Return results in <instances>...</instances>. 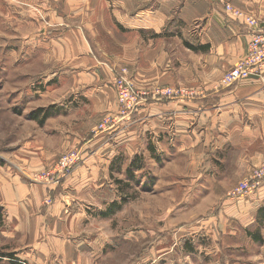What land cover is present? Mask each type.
Segmentation results:
<instances>
[{"label": "rangeland", "instance_id": "rangeland-1", "mask_svg": "<svg viewBox=\"0 0 264 264\" xmlns=\"http://www.w3.org/2000/svg\"><path fill=\"white\" fill-rule=\"evenodd\" d=\"M61 2L0 0V176L9 178L17 172L18 180L45 190L40 201L27 206L30 220H42L35 238L7 235L11 230L7 199L0 198V254L13 251L16 256L14 260L0 256V264H32L22 258L27 253L38 255L34 264H264V226L262 243L252 238L256 226L245 230L250 237L246 239L239 233L235 213L225 205L255 191L231 195L262 162L243 177L232 174L231 181L219 177L213 182L203 175L206 164H188L179 141L172 142L168 134L166 140L158 141L159 149L149 132L139 133L133 142L119 140V134L139 122L148 104L188 101L197 93L188 86L140 88L128 66L103 62L104 67L94 68L103 83H93L91 96L98 97L101 85H108L113 90L110 100L101 97V101L109 102L110 108L95 114L83 111L89 104L102 106L96 98L82 94L92 67L68 65L66 72L60 58L56 59L59 56L53 48L58 47L56 40L64 24ZM182 68L177 61V77L187 80ZM61 71H65L63 76ZM223 74L216 88L223 87ZM78 78H83L80 83ZM61 85L64 96L58 95ZM121 86L137 96L130 108L121 101ZM61 102L66 109L58 105ZM48 107L56 113L42 123L29 118L35 109ZM107 138L111 150L105 145ZM70 152L77 158L55 173L63 178L46 179L49 171L54 175L60 157ZM101 152L105 158H98ZM35 157L37 165L30 163ZM51 157L54 162L50 164ZM135 157L139 169L133 167L130 176L126 169ZM112 202H120L121 207L104 215ZM57 224L65 227L57 229ZM40 242L46 252L37 251Z\"/></svg>", "mask_w": 264, "mask_h": 264}, {"label": "crops", "instance_id": "crops-1", "mask_svg": "<svg viewBox=\"0 0 264 264\" xmlns=\"http://www.w3.org/2000/svg\"><path fill=\"white\" fill-rule=\"evenodd\" d=\"M231 1L243 11L264 18V0ZM61 4L60 20L64 24L60 27L61 37L56 40L58 47L53 48L59 56L56 59L60 58L66 72L68 65L75 69L92 67L82 94L88 99L96 98L102 106L89 104L83 111L95 114L110 108L109 102L101 101L110 100L113 90L108 85H101L98 97L91 96L93 83H103L94 70L104 67L103 62L120 61L128 66L140 88L188 86L197 93L196 98L188 101L148 104L140 112L139 122L131 125L126 134H119V140L133 142L139 133L149 132L159 149L158 141L166 140L168 134L172 142L179 141V151L185 154L188 164H206L203 175L213 182L219 177L231 181L235 174L243 177L264 160V69L260 75L231 86L215 87L223 72L244 55L250 36L248 28L229 18L216 1L62 0ZM177 61L182 62V73L187 80L177 77ZM64 73L61 71L60 76ZM62 86L59 96L66 94ZM58 105L66 109L63 102ZM106 141L103 143L111 150L112 142L108 138ZM66 144L68 147L70 142ZM93 151L99 154L97 148ZM102 156L105 158L101 152L98 158ZM53 160L49 158V163ZM30 163L37 165L36 157ZM0 178V198L7 199L12 230L7 235L11 239L13 235L23 239L30 234L35 238L41 232L42 220L39 217L30 220L27 206L42 199L43 186L18 180L17 172L12 177ZM17 202L22 205L18 206ZM225 205L239 220V233L245 234L246 229L256 226L257 211L264 208V181L253 193ZM64 225L54 227L63 229ZM245 235L249 240L247 231ZM36 249L47 251L41 242ZM37 256L27 253L22 258L34 264Z\"/></svg>", "mask_w": 264, "mask_h": 264}, {"label": "built area", "instance_id": "built-area-1", "mask_svg": "<svg viewBox=\"0 0 264 264\" xmlns=\"http://www.w3.org/2000/svg\"><path fill=\"white\" fill-rule=\"evenodd\" d=\"M213 1H216L225 14H227L230 18L235 19L238 22L240 21L241 24H244L250 30V36L244 55L223 74L221 84L223 87L231 86L252 75H260L261 71L264 69V20L258 19L250 14H244L240 8L233 6L225 0ZM120 91L121 101H124V104L129 106V108L133 106L137 96L132 94V91L124 86L120 87ZM77 156L78 155L74 152L62 155L58 160V167L55 165L53 167L54 171L52 174L54 175L50 176L49 171L46 173V179L51 177L53 182H57V180L59 181L63 178V176H59L55 173H57V171H61V168L67 169L69 165L74 162ZM59 166H61V168H59ZM262 181H264V160L259 166L254 168L251 177L246 179V181L241 182V185L239 184L231 195L239 196L248 191H254L258 188Z\"/></svg>", "mask_w": 264, "mask_h": 264}, {"label": "trees", "instance_id": "trees-1", "mask_svg": "<svg viewBox=\"0 0 264 264\" xmlns=\"http://www.w3.org/2000/svg\"><path fill=\"white\" fill-rule=\"evenodd\" d=\"M187 46L192 47L190 45L187 44ZM56 113L55 109H52V107H48V108H37L34 111H32L29 114V118L32 119H37L39 123H42V121H44L47 117H49L50 115ZM136 160V163H134V161ZM139 160L137 157H135V159H132V161L129 163L128 167H127V174H129L130 176L132 175V168L136 167L137 169H139ZM115 164H113L112 167H110L111 169H113V167H115ZM119 183L120 180H118ZM150 189V188H149ZM121 207V203L120 202H112L106 211L103 212L104 215H111L112 213H114L116 210H118ZM262 226H264V208H260L258 210V214H257V220H256V227L255 230L251 233L253 240L256 243H262L263 241V237L261 234V229ZM250 235V232H249ZM15 252L13 251H7V252H3V254H0L1 257H8V258H13L16 259Z\"/></svg>", "mask_w": 264, "mask_h": 264}]
</instances>
